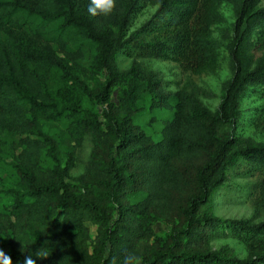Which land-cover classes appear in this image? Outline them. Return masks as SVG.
Returning <instances> with one entry per match:
<instances>
[{
  "label": "trees",
  "instance_id": "1",
  "mask_svg": "<svg viewBox=\"0 0 264 264\" xmlns=\"http://www.w3.org/2000/svg\"><path fill=\"white\" fill-rule=\"evenodd\" d=\"M262 1L117 0L112 15L92 17L89 0H0V160L9 149L17 176L6 189L10 204H0V217L12 216L0 219V250L12 264L40 248L49 256L37 264H110L126 250L142 264H264V217L208 209L231 171L251 178L248 191L264 208V122L260 141L234 133L240 98L264 93ZM146 3L153 11L130 28ZM118 55L131 57L126 68ZM139 58L173 61L195 74L224 58L216 104L200 101L216 96L205 85L175 81L170 88ZM142 93L147 108L164 115L156 139L132 122ZM41 118L67 119L58 137L68 161ZM84 135L89 152L76 155L81 170L68 182ZM155 216L167 225L161 236ZM222 237L244 243L246 254L209 247Z\"/></svg>",
  "mask_w": 264,
  "mask_h": 264
},
{
  "label": "rangeland",
  "instance_id": "2",
  "mask_svg": "<svg viewBox=\"0 0 264 264\" xmlns=\"http://www.w3.org/2000/svg\"><path fill=\"white\" fill-rule=\"evenodd\" d=\"M264 2V1H262ZM154 9L152 4H144L141 6L133 16L131 27L137 26L143 21ZM219 10L224 16V24H228L232 19L229 5L221 3ZM217 33L216 26L213 27V34ZM224 55V53H223ZM118 66L120 69L126 68L130 62L131 57L126 55H118ZM140 62L149 65L151 68L158 69L162 72L164 79L171 81L170 88H173L174 82L178 81L180 84L185 81H191L192 83L205 85L215 92L216 96L212 98L201 97L200 101L206 106L213 108L218 100L220 81L227 75L224 58L221 60L219 66L210 72L201 73H188L182 72L179 67L169 60H159L154 58H139ZM136 105L139 106V110L135 112L132 118L134 125L143 129L153 139L159 137V127L161 118L164 116L161 112L159 115L157 110H149L147 108V98L145 93L136 100ZM99 106L97 105V108ZM241 115L234 125V133L249 136L255 141L263 139V131H261V125L264 122V93L261 91H249L240 98ZM100 111V108H98ZM98 111V112H99ZM101 114H99L100 116ZM154 119H151V116ZM42 129L51 134L58 142L59 156L62 161L67 160L65 158L64 143L61 142L58 137L60 132L66 127L67 119H45L41 118ZM73 141H71L72 143ZM90 149V140L88 135L81 137L77 141L73 148L72 160L69 163L65 180L68 182L74 181L75 176L80 172L81 166L76 159V155L84 158ZM67 150V149H66ZM11 158V151L8 149L3 154V158L0 160V204L9 205L10 197L7 188L14 186L17 181V176L13 172L12 167L9 164ZM251 178L242 176V173L238 175L231 171L225 181H223L212 193L208 200V209L216 215L221 217L230 218H248L251 221H258L264 217V208L257 200L256 193H250L248 189V183ZM9 207L7 206V209ZM9 210V209H8ZM12 219L11 215L1 216L0 219L6 221ZM152 227L156 234L163 235L167 229V225L156 216L152 220ZM90 235L94 233V225L89 224ZM3 233L0 231V244L3 243ZM209 247L217 248L220 245L229 246L237 256H244L246 249L244 243L233 239L231 237H222L212 239L208 243Z\"/></svg>",
  "mask_w": 264,
  "mask_h": 264
},
{
  "label": "clouds",
  "instance_id": "3",
  "mask_svg": "<svg viewBox=\"0 0 264 264\" xmlns=\"http://www.w3.org/2000/svg\"><path fill=\"white\" fill-rule=\"evenodd\" d=\"M117 7V0H89L87 12L92 17H108L112 15ZM36 252V256L27 254L24 259V264H37L38 260H44L49 255L41 248ZM0 264H12L11 257L0 250ZM110 264H142V257L134 251L126 250L117 258L113 257Z\"/></svg>",
  "mask_w": 264,
  "mask_h": 264
}]
</instances>
